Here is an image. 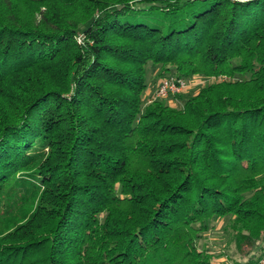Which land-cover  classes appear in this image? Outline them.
Returning <instances> with one entry per match:
<instances>
[{
	"label": "trees",
	"instance_id": "trees-1",
	"mask_svg": "<svg viewBox=\"0 0 264 264\" xmlns=\"http://www.w3.org/2000/svg\"><path fill=\"white\" fill-rule=\"evenodd\" d=\"M225 218L264 255V0H0V264H211Z\"/></svg>",
	"mask_w": 264,
	"mask_h": 264
},
{
	"label": "rangeland",
	"instance_id": "rangeland-1",
	"mask_svg": "<svg viewBox=\"0 0 264 264\" xmlns=\"http://www.w3.org/2000/svg\"><path fill=\"white\" fill-rule=\"evenodd\" d=\"M77 37L80 36L77 35ZM78 39V38H77ZM78 39V41H80ZM155 69H147L146 79L148 86L155 84L157 76L155 75ZM194 77V78H193ZM193 79L189 78V86L193 89H198L199 86L205 83L207 80L204 76L194 75ZM197 83V85H194ZM193 92V91H192ZM173 99V98H172ZM181 100L177 98V101L173 105L180 106ZM172 104V103H171ZM210 228L202 233L201 238L198 240L197 245L200 249L206 250L210 257L211 264H236L235 260L240 259L242 263L245 260L240 258L233 244V232L229 228L228 218L222 220H212L209 223Z\"/></svg>",
	"mask_w": 264,
	"mask_h": 264
},
{
	"label": "built area",
	"instance_id": "built-area-1",
	"mask_svg": "<svg viewBox=\"0 0 264 264\" xmlns=\"http://www.w3.org/2000/svg\"><path fill=\"white\" fill-rule=\"evenodd\" d=\"M188 84L189 80L174 74L161 76L156 79L148 101L156 98L175 97L176 95L183 93L188 87ZM252 264H264V255L259 256V258Z\"/></svg>",
	"mask_w": 264,
	"mask_h": 264
},
{
	"label": "crops",
	"instance_id": "crops-1",
	"mask_svg": "<svg viewBox=\"0 0 264 264\" xmlns=\"http://www.w3.org/2000/svg\"><path fill=\"white\" fill-rule=\"evenodd\" d=\"M194 85H197V83H195ZM153 87H154V84L152 85H150V86H148V88H147V90H146V94L147 95H150L151 93H152V91H153ZM191 86H189L188 85V87L185 89V91H184V93H187V92H192V91H196V89H191L190 88ZM168 102H170V103H174L175 101L172 99V97H168L167 99H166Z\"/></svg>",
	"mask_w": 264,
	"mask_h": 264
}]
</instances>
